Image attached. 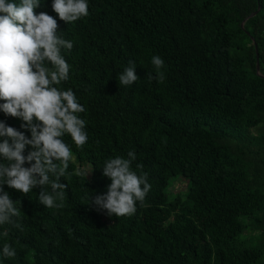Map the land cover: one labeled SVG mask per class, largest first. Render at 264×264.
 Instances as JSON below:
<instances>
[{"label": "trees", "instance_id": "trees-1", "mask_svg": "<svg viewBox=\"0 0 264 264\" xmlns=\"http://www.w3.org/2000/svg\"><path fill=\"white\" fill-rule=\"evenodd\" d=\"M49 5L34 12L56 18ZM88 13L56 19L73 42L60 86L84 107L87 141L63 138L72 159L60 207L38 204L39 188L0 186L21 211L0 239L16 250L3 264H264V0H88ZM152 55L160 82L147 79ZM129 61L139 80L120 87ZM130 150L131 170L148 174L144 201L130 216L93 210L88 195L109 183L99 167ZM178 176L185 191H169Z\"/></svg>", "mask_w": 264, "mask_h": 264}, {"label": "clouds", "instance_id": "clouds-1", "mask_svg": "<svg viewBox=\"0 0 264 264\" xmlns=\"http://www.w3.org/2000/svg\"><path fill=\"white\" fill-rule=\"evenodd\" d=\"M43 0H0V113L17 118L19 129L0 120V186L18 191L22 196L39 188L36 197L43 208H58L64 198L66 184L61 183L72 159L68 137L76 149L87 141L84 111L70 88H63L69 80L70 65L65 60L73 47L71 40L58 34L56 19L65 24L75 22L88 13V0H50L55 17L34 12ZM152 71L147 79L164 78L163 59L152 55ZM137 63L129 61L118 73L120 87L131 88L139 79L134 74ZM28 148L26 154L25 149ZM136 158L133 151L125 156L105 159L101 175L109 183L101 194L88 195V203L95 211L109 217L130 216L148 194L151 185L148 174L131 170ZM27 164V166H24ZM89 170H77L85 177ZM0 188V239L8 234V227H18L20 207ZM16 256L15 248L0 244V264Z\"/></svg>", "mask_w": 264, "mask_h": 264}, {"label": "rangeland", "instance_id": "rangeland-1", "mask_svg": "<svg viewBox=\"0 0 264 264\" xmlns=\"http://www.w3.org/2000/svg\"><path fill=\"white\" fill-rule=\"evenodd\" d=\"M88 165L84 166V169L89 170L88 169ZM186 189V179L183 178L182 176H178L177 178L173 179L171 186H170V190L171 192H183ZM248 232L245 231L240 235V238L242 237H246L248 236Z\"/></svg>", "mask_w": 264, "mask_h": 264}, {"label": "water", "instance_id": "water-1", "mask_svg": "<svg viewBox=\"0 0 264 264\" xmlns=\"http://www.w3.org/2000/svg\"><path fill=\"white\" fill-rule=\"evenodd\" d=\"M258 6H257V8H256V10L255 11H253V12H250L242 21H241V23H240V26L242 27V25L244 24V22H245V20L247 19V18H249V17H252L253 15H255V13L257 12V10H258ZM252 44H253V49H254V54H255V72H256V74L257 75H260V73H259V66H258V57H257V50H256V45H255V43L254 42H252Z\"/></svg>", "mask_w": 264, "mask_h": 264}]
</instances>
